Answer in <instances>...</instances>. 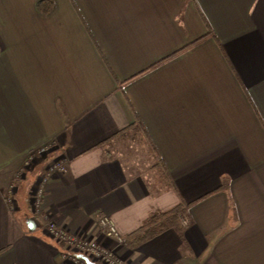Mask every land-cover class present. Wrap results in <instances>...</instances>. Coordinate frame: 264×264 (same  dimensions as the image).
<instances>
[{
    "label": "crops",
    "instance_id": "0c3cea01",
    "mask_svg": "<svg viewBox=\"0 0 264 264\" xmlns=\"http://www.w3.org/2000/svg\"><path fill=\"white\" fill-rule=\"evenodd\" d=\"M38 2L0 0V264H78L44 217L96 237L102 215L131 264H264V0ZM136 115L171 188L120 150ZM203 195L180 229L136 239Z\"/></svg>",
    "mask_w": 264,
    "mask_h": 264
},
{
    "label": "built area",
    "instance_id": "2783aa9c",
    "mask_svg": "<svg viewBox=\"0 0 264 264\" xmlns=\"http://www.w3.org/2000/svg\"><path fill=\"white\" fill-rule=\"evenodd\" d=\"M48 149L49 146L45 145L44 147H38L37 150L39 153H45ZM33 153L34 152H32L30 156H33ZM55 167L61 168L63 164L61 162H56L55 165L50 168L53 169ZM43 191L42 184L40 185L38 182L37 188L35 187L33 192L34 198L31 201L35 207L40 206ZM9 197L11 198L12 195H9ZM181 222L185 225L187 224V219L181 216ZM98 225L101 233L100 238L88 237L87 233L83 230L69 231L67 228L57 227L53 223L49 225L46 224L45 228L52 237L57 238L60 242L63 241L68 244L70 255L78 264H88L82 256L88 257L96 264H131L127 258L123 257L115 249L100 240L102 238H109L117 243L125 242V238L119 233L112 218L107 215H102L98 219Z\"/></svg>",
    "mask_w": 264,
    "mask_h": 264
},
{
    "label": "trees",
    "instance_id": "16d2710c",
    "mask_svg": "<svg viewBox=\"0 0 264 264\" xmlns=\"http://www.w3.org/2000/svg\"><path fill=\"white\" fill-rule=\"evenodd\" d=\"M72 2L73 4H75L74 0H72ZM38 8L43 13L49 14L54 10V2L53 0H39ZM172 55L165 57L162 60H166L170 58ZM142 72L143 71L125 79L124 81L121 82V86L127 84L129 81H131L133 78H135ZM121 133L123 134L128 133L129 135L131 134L132 136H134V138L140 139L142 145L146 149V153L144 154V157L147 161L152 162V169L156 171L158 178L161 180L162 184L169 188L173 187L174 185L173 178L170 172L166 169L164 163L161 161L158 150L154 142L152 141L151 137L149 136V133L146 130L145 125L141 121L139 115H136L135 123L130 127L126 128L125 130L121 131ZM227 187H228V181H226L225 179L222 185L216 188L214 191L226 189ZM204 196L206 195H203L186 205H183L181 203V205L171 208L167 211H157L147 221H145L143 225L144 232L140 234L139 237H136V239L152 238L156 234L170 227H176L177 229H180L181 216L185 217L184 214H186L188 208ZM232 208H233V204H231V209Z\"/></svg>",
    "mask_w": 264,
    "mask_h": 264
},
{
    "label": "rangeland",
    "instance_id": "374dc122",
    "mask_svg": "<svg viewBox=\"0 0 264 264\" xmlns=\"http://www.w3.org/2000/svg\"><path fill=\"white\" fill-rule=\"evenodd\" d=\"M125 142H127L125 145H121V148L120 150H123V153L125 154H130V157H134L135 158V161L137 162V166L139 167L140 171H141V174L144 175L145 177H147L146 180H148L149 182H147L148 184H154L156 185L157 187L156 188H153L152 187V190L154 191H158V190H161L163 188V184L161 182V180L158 178V175L156 173L155 170L152 169V162H149L145 159L144 157V153L146 152L145 149L143 148L142 145H139L140 141H138L137 139L135 141H130V140H126ZM129 142V143H128ZM133 144L135 146H133ZM41 146H45V145H41ZM49 151V149L45 152L47 153ZM45 153H39L38 150H35L34 153L32 154L33 156H30V154L23 159L22 161V164L21 166L19 167V169L17 170L18 171V175L19 176H22L26 171H27V168H29L32 164L36 165L38 159L44 155ZM136 155V156H135ZM134 160V159H133ZM55 161L52 160L51 162H48L47 165L50 167L55 165L54 163ZM32 165V166H33ZM38 177V178H37ZM40 177V178H39ZM44 176L42 175V173L40 174H36L35 176V180H38V182L40 183V185L42 184V180H43ZM34 185L31 186V192H30V198H29V201H32L33 198H34V189L35 187L37 188V183H33ZM31 206L34 208V210H37L39 209V207H35L34 204L31 203ZM33 212V211H32ZM44 224L43 226L46 227V224L49 225L50 223H53L55 226H59L57 225L55 222H53L49 217L46 216V218L44 217V220H43ZM59 227H63V226H59ZM66 228V227H64ZM69 230V229H68ZM71 231V230H69ZM79 231V230H78ZM87 236L89 237V235L87 234ZM97 238H100L101 237V233L99 231V235H96ZM55 238V237H53ZM56 240H58L57 238H55ZM60 242V241H59ZM116 242V241H115ZM61 243H63V245L68 249V244H66L65 242L61 241ZM117 243V242H116ZM112 247V246H110ZM114 249V247H112Z\"/></svg>",
    "mask_w": 264,
    "mask_h": 264
},
{
    "label": "water",
    "instance_id": "95a60500",
    "mask_svg": "<svg viewBox=\"0 0 264 264\" xmlns=\"http://www.w3.org/2000/svg\"><path fill=\"white\" fill-rule=\"evenodd\" d=\"M81 256V255H80ZM88 264H96L94 261L90 260L88 257L82 256Z\"/></svg>",
    "mask_w": 264,
    "mask_h": 264
}]
</instances>
